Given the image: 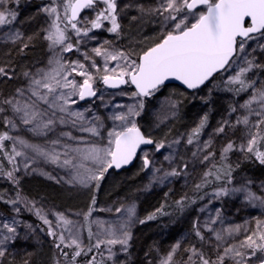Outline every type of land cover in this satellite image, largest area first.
I'll use <instances>...</instances> for the list:
<instances>
[{
	"label": "snow or ice",
	"instance_id": "1",
	"mask_svg": "<svg viewBox=\"0 0 264 264\" xmlns=\"http://www.w3.org/2000/svg\"><path fill=\"white\" fill-rule=\"evenodd\" d=\"M7 0H0V26H9L16 21L18 13L5 7ZM61 5L63 9V19L61 18ZM98 5H103L97 10ZM125 4L120 7L118 0H51L50 6L42 10L50 17H53L49 29L46 30L45 39L50 41V48L60 46L62 53L71 52L73 48L79 50V43L76 45L70 42L71 37L67 35L69 28L79 37H88L94 29L104 27L103 22H110L107 31L119 36L121 32L120 17L125 8L132 7ZM141 14L150 13L162 18V34L154 41L151 46L139 53L129 51H111L109 41H104L100 47L91 50L95 56L104 58L101 67L87 53H82L84 61L81 62L63 60L62 56L50 59L48 68L37 69L35 73L24 71L22 75L27 80L26 88H17L6 97L0 98V114L11 110L12 115L3 117L4 127L8 130L0 132V156H3L9 164L13 165L11 170L4 171L3 161H0V176H5L15 185H19V178L16 173L20 171L18 157L24 159L23 168H30V161L35 156L43 157L52 163H61L62 166L72 169L71 178L68 183L89 186L94 183L98 189L100 182L105 178V174L110 169H121L130 164L137 155V150L141 145H155L156 151L165 147L163 142L156 143L150 137L145 136L137 125L134 117L140 115L137 109H143V101L140 100L136 105H128L127 112L113 115V121H120L112 130L108 131L107 143L98 146L91 139L84 135L74 136L72 131H61L56 139L47 141V147L39 144H31L19 136L9 134V130L18 128L19 123L28 127V130L37 136L46 137L48 133L55 132L58 127L70 126L80 133L89 134L90 137H100L96 121L99 117L88 120L85 112L72 110V105L79 100L88 97H96L97 89L94 87L96 80L110 88H118L121 85L131 84L135 86V91L131 93L133 98L152 96L170 78L181 81L187 89H199L206 81L213 78L215 73L227 72L233 67L238 66L242 61L246 66L239 67L235 75L228 78L227 84L239 85L235 88L237 94L252 89V95L239 107L247 110V115L238 117L235 124L228 120H223L221 126L215 129V133L223 134L226 128L243 125L246 132V143L239 145V151L245 153L246 158H254L259 164L264 165V84L256 87L257 81L247 79V74L254 69L264 71V64H257L255 57L248 59L257 49L264 51V0H158L157 6L145 9L143 5H138ZM85 10H93L95 16L92 19L85 18L82 22L79 17ZM136 20L137 17H132ZM61 23L64 27H61ZM83 24L84 26H78ZM19 31L10 32L8 39L14 44L19 42L22 47L18 53H23L29 47L22 39ZM95 39V37H91ZM30 42L32 37L27 38ZM251 42V43H250ZM255 44V48H251ZM251 48V52H249ZM116 62L115 66L109 67L110 62ZM103 73V75H94ZM81 78L77 80L75 76ZM15 76V68L11 60L0 62V78L11 80ZM72 77V78H70ZM231 90V89H230ZM258 105V109L252 107ZM175 105H173L174 107ZM90 111V110H86ZM235 107L231 112H236ZM255 117V119H250ZM207 114L201 118L196 128L192 130L187 140L188 144L194 143V138L198 140L201 131L207 124ZM90 124L91 126H85ZM103 125L101 124L100 127ZM11 142L10 146L6 142ZM64 141V142H62ZM71 141L72 143H68ZM179 143V140L175 141ZM18 146L20 150H18ZM210 141L204 142L202 148L193 152V157L198 153L206 152L203 161L214 159L215 153L209 151ZM63 148V151H58ZM237 149L234 141L229 140L221 150V159H226L228 153ZM31 151L35 156H30ZM63 157V160H61ZM169 156L165 160H170ZM148 154L143 157V168L151 166ZM185 163L183 169H187ZM35 171V169H33ZM155 171H160L156 169ZM231 166L225 172L228 182H231ZM176 169L165 172L161 181L168 176L179 175ZM215 175V179L220 180L219 174H214L211 170L204 173L203 183H208V177ZM156 177H154L155 179ZM247 184L241 188L232 189L233 192H247L246 199L249 202L259 201L264 206V196H256L248 190ZM197 189L201 187L196 185ZM227 188H221L214 193L215 196L228 195ZM2 199V197H0ZM19 200L17 193L16 200L7 201L14 206L16 213L20 212L19 207H15ZM181 204V201L177 202ZM96 204L95 195L92 197V205ZM34 207V205H33ZM31 210V209H29ZM93 208L90 207L85 215V220L92 215ZM110 211V209H109ZM117 213L122 208H116ZM128 217L135 215V206L127 208ZM160 209L157 210V213ZM219 215V210H217ZM36 215L48 225L47 234L54 238L53 242L57 249L69 248L72 251H63L61 254L66 257L70 264H79L77 258L89 256L93 249H101L104 246L107 256L100 253L101 259L97 260L96 255H91L85 264H117L119 254L128 253L130 246L131 233L125 225L119 227L109 226L103 229L101 222L97 221L98 227L105 231L109 239H97L95 244L83 246L79 232L73 233L74 222L66 217L64 213L53 212L55 223L47 218V214H42L41 209H36ZM156 213L147 217L154 219ZM145 221L141 220L140 223ZM19 222L14 218L11 224L0 221V264L3 258L8 255V246L18 239L17 227ZM215 220L206 223L205 227L209 232H214L217 242L223 241L224 236L216 232L211 224ZM31 228V226H28ZM57 228L67 231L57 232ZM196 235L201 240L204 239L199 227L194 224ZM241 226L237 225L228 230L240 231ZM93 232L88 229V237L91 240ZM69 242L65 244V240ZM58 241V242H57ZM119 246V250L116 249ZM180 245L177 244L168 253L162 264H174L173 256ZM216 259L206 256L203 251L193 246L190 250L186 264H264V221H256V229L247 235L239 246L230 245L220 249V244L216 245ZM24 264H28L26 260Z\"/></svg>",
	"mask_w": 264,
	"mask_h": 264
},
{
	"label": "rangeland",
	"instance_id": "2",
	"mask_svg": "<svg viewBox=\"0 0 264 264\" xmlns=\"http://www.w3.org/2000/svg\"><path fill=\"white\" fill-rule=\"evenodd\" d=\"M118 2L121 8L125 4L133 5L125 8L121 14L119 22L122 26V39L120 41L110 36L105 26L101 29L92 30L88 37L83 35L78 37L69 28L67 35L73 39L74 45L79 43V50L73 48L71 52L62 53L60 46L50 48V41L45 39L46 30L49 29L53 17H50L42 9L50 6L51 0H7L5 7L16 11L18 16L12 25L0 26V62L11 60L15 68V76L11 80L0 78V98L11 95L17 88L27 87V80L22 75L24 71L35 73L37 69L47 70L49 60L57 56H64L63 60L67 62L77 60L85 62L82 53L87 52L102 67L104 58L95 56L91 50L100 47L104 41L110 42V45L105 46L110 47L111 51L131 50L139 53L151 46L162 34V18L150 13L141 14L137 6L143 5L145 9L154 8L157 6L158 0H118ZM57 3H61V0H57ZM63 16L61 5L62 19ZM94 16L95 12L93 10H85L79 19L83 22L85 18L92 19ZM134 16L137 17L136 20L132 19ZM61 27H64L63 23H61ZM14 31L21 32L23 41L29 43V47L23 52L24 56H22L23 53H18V49L22 47V44L19 42L14 44L8 39V34ZM93 36L95 39L91 38ZM28 37H32L30 42L27 39ZM255 47V44H251V48ZM251 48H249V52H251ZM253 56L257 64H264V51L257 49L248 59H252ZM115 63L114 61L110 62L109 67L115 66ZM243 66L246 65L239 61L238 66L233 65L229 71L221 73L218 82L212 80L203 88L191 93L178 86L169 85L161 87L147 98H133L131 96L133 90L129 86L117 91H109L102 86L97 89V96L92 100L80 102L78 97H74L77 99V104L72 105V110L85 112L88 120L99 117L96 125L101 133L100 137H90L89 134H82L70 126L58 127L55 132L48 133L46 137L37 136L17 120L18 128L9 130V134L19 136L31 144L47 147V141L56 139L61 131H72L74 136L84 135L102 147L107 143L108 131L112 130L115 125L120 124V121H113L111 117L126 113L128 105H136L142 100L143 109H137L140 111V115L134 117V119L147 137H150L156 143L163 142L165 147L160 151H156L155 145L152 148L142 149L132 167L119 173L113 171L106 173L98 189L94 183L87 187L68 183L72 169L62 166L61 163H52L43 157L35 156L34 153L29 151L28 154L35 156V158L30 161V168L25 170L23 168L24 159L18 157L20 171L16 175L19 178L20 189L26 196L32 214L43 224L45 233L37 225L26 219L18 202L15 207L20 208L19 213L14 211L12 204L7 203V201L16 200V197L9 194L7 189L5 191V187L0 180V197H5L4 206L8 212V215L0 213V221L6 220L11 224L14 218L19 222L16 225L19 238L14 243L9 244L8 255L3 258V264H24L26 260L28 264H55L54 251L57 248L51 244L54 238L47 234L48 225H45L36 215V209H41L42 214H47V218L54 223L55 217L52 213H64L68 219L74 222L73 233L79 232L83 246L86 245L89 239V227L93 232L90 245L95 244L97 239L111 238L98 227L97 221L101 222L103 229L108 228L110 225L113 227L125 225L131 233V237H134L136 233L140 232L138 228H141V232L144 231L145 226L142 227L143 224L140 221L156 210L161 197L169 194L171 197L176 198L191 192L197 188V184L201 185L203 183L204 173L218 160L227 166L237 165L245 158V153L239 151V145L246 143L247 130L243 125H237L236 127L226 128L223 134H217L215 129L221 126L223 120L235 124L238 117L247 115V110L239 106L250 98L252 89L237 94L234 89L227 87L229 85L227 84L228 78L235 75V71ZM92 71L94 75H103V73H95L94 69ZM75 78L81 80L78 76H75ZM247 79L257 81L256 87H260L261 84H264V71L254 69L247 74ZM97 81L94 83L95 88ZM173 105L175 106L173 107ZM233 107L237 109L236 112H231ZM252 107L259 110L257 104H253ZM205 114L208 117L207 124L201 131L198 140L194 138V143L188 144L187 140L190 133L197 127ZM11 115V110L0 114V132L8 130L4 127L3 117H10ZM250 119L254 120L255 117H250ZM101 124L102 127H100ZM85 126L91 125L86 124ZM177 140H179V143H175ZM229 140L234 141L237 149L228 153L227 158L222 160L221 150ZM207 141L211 143L209 151L215 153L214 159L203 161V155L206 152L198 153L197 157L194 158L193 152H197L198 148H202L204 142ZM67 142L72 143L71 141ZM6 144L10 146L11 142H6ZM18 150H20L19 146ZM57 150L62 152L63 148ZM145 153L152 161L151 166L147 169L143 168ZM166 156L171 159L165 160ZM61 160H63V157H61ZM185 163L188 165L186 170L183 169ZM156 169H160V171H155ZM173 169H176L180 174L168 176L162 181L158 179L165 172H171ZM154 177L156 178L154 179ZM248 181H251L248 184L249 191H251V187H254L258 192L264 193V174L256 179H252L247 172L235 174L231 177L230 183L227 181L225 186L219 185L213 189L200 207L192 208L184 213L183 224L185 228L194 227V224L197 225L200 220H204L210 204L212 207L215 205L224 206L226 201L244 204L245 200H242V198L247 196V192H233L232 189L241 188ZM221 188H227L229 190L228 195L215 196L214 193ZM93 195L96 198L95 205H92ZM133 205L135 206V215L129 218L126 210ZM90 207L94 210L88 220H85L84 214L88 213ZM116 208H122V211L117 213ZM248 212L239 223L241 230L232 231L230 236H225L227 241L230 240L236 243L239 236H244L249 230L256 229V221H264L262 210L256 212L255 208L249 207ZM29 225L31 228L28 227ZM56 231H64L65 236H68L67 231L63 228H57ZM68 242L66 239L65 244ZM116 249L119 250V246H116ZM101 250L103 256L106 257L107 251L104 246L101 247ZM133 254L135 253H131L129 249L127 254L121 252L117 264H157L154 259L142 260L143 258H134ZM87 259L81 264H85ZM66 262L70 264L68 260Z\"/></svg>",
	"mask_w": 264,
	"mask_h": 264
},
{
	"label": "trees",
	"instance_id": "3",
	"mask_svg": "<svg viewBox=\"0 0 264 264\" xmlns=\"http://www.w3.org/2000/svg\"><path fill=\"white\" fill-rule=\"evenodd\" d=\"M102 7L103 5H98L97 10ZM103 24L107 31L110 23L108 21H104ZM108 34L115 37L117 41H120L122 39V32H120L119 36L115 33L110 32H108ZM71 43L75 44L72 38ZM24 55L25 54L23 53L22 56ZM220 77L221 73L215 76L212 80L218 82L220 80ZM101 87L102 81L98 80L96 83V89H100ZM227 87H230L235 91V88L239 87V85H227ZM0 161H3L5 172L11 170V168L13 167V165L9 164L3 156H0ZM230 166L232 169L231 177L235 174L247 172L252 179H256L264 174V165L259 164V162L254 158H246V156L237 165ZM228 168L229 166L218 160L209 170H211L214 174H219L222 179L217 180L215 179V175H213L207 178V184L202 183L199 189L195 188L186 195L174 198L169 194H166L164 195V197H161L160 201L157 203L156 210L153 212L156 213L155 218L149 220L147 219V217L149 216L148 215L147 217L142 219L143 221H145L144 223H142V227L145 226L144 231L141 232V228H138L140 232L138 234L136 233V235L130 240V246L128 249L131 250V253H135L133 254V257L143 258L142 260L147 261L154 259L157 261V264H162V262L160 261H163L167 257L168 253L173 249V247L179 244L180 246L176 248L173 256L174 264H186V262L188 261V256L191 254L190 250L193 246L203 251L206 256H210L213 260L216 259L217 243L220 244L221 250L223 247L230 245L239 246L240 242L243 241L247 235H250L251 232L255 229L249 230L244 234V236H239L236 243H233L230 240L227 241L225 239V236L231 235L232 232L229 233L228 230L233 229L235 226L239 225V223L249 213V207L255 208L256 212L258 210H262L264 212V206H261L259 201L249 202L244 196V198H242V200H245L244 204L239 202L226 201L224 206L215 205L212 207L211 204L208 205V211L207 213H205L207 215L206 218L204 220H200L197 223V226L199 227L200 232L204 237L203 240H201L200 237L196 235L194 227L186 229L185 225L183 224V216L186 211L192 208L200 207L205 198L213 191V189L217 188L219 185L225 186L227 184L228 177L225 175V172L228 170ZM0 180L5 187V191L7 189V192L15 196L16 199L17 193H19V200L17 202L19 207L24 211L26 219L31 223L37 225L44 232V227L42 226L43 224L37 219L34 214H32V211L29 210L30 208L27 204L26 196L20 189V183L17 186L12 181H9L5 176H0ZM251 191H253L256 196H264V193L258 192L254 187H251ZM1 197L2 199H0V213L3 215H8V212L5 210L4 206L5 197ZM178 201H181V204H178ZM158 209H160V212L157 213ZM217 210H219V215L216 212ZM212 220H215V223L211 224V227L215 231H219L224 236L223 241L217 242L214 232H209L205 227V224L210 223ZM91 240L88 239V244L86 243L85 246H90ZM51 244L55 245L53 240L51 241ZM62 250L68 252L72 251L69 248L63 247ZM62 250L56 249L54 251L55 264H67L66 261L68 259L61 254ZM100 253H102L101 249H93V252L89 253V256H82L77 258V260L79 264H81L86 258H89L91 255H96L98 260L99 258H101ZM59 256L61 258H56Z\"/></svg>",
	"mask_w": 264,
	"mask_h": 264
},
{
	"label": "water",
	"instance_id": "4",
	"mask_svg": "<svg viewBox=\"0 0 264 264\" xmlns=\"http://www.w3.org/2000/svg\"><path fill=\"white\" fill-rule=\"evenodd\" d=\"M83 12H84V11H83ZM83 12H82V13H83ZM82 13H81V14H82ZM81 14H80V15H81ZM222 72H223V71H221V72H219V73H215L214 76H213V78H214L215 76H217L218 74L222 73ZM213 78H210L209 81H206L205 84L202 85L199 89L203 88V87H204L207 83H209ZM127 85H129L130 88H131L133 91H135V86H134V85H131V84L121 85V86L118 87V88H110V87H108V86H106V85H104V84L102 83V86H103L105 89L109 90V91H117V90H120V89L126 87ZM169 85L178 86V87H180L181 89H183V90H185V91H187V92H189V93H191V92H195V91L199 90V89H196V90H193V89H187L186 86H184V85L182 84L181 81H178V80H176L175 78H170L169 80H167V81L165 82V86H169ZM162 87H164V86H162ZM93 98H94V97H88V98H85V100H79V101H80V102H83V101H86V100H91V99H93ZM140 98H145V97H140ZM141 131H142V130H141ZM153 146H154V144H153V145H141L140 148L137 150V155H136V157L133 159V161H132L130 164H128V165H126V166H123L121 169H110L109 172L113 171V172H115V173H119V172H121V171L128 170L130 167L133 166V164L135 163V161H136V159H137V157H138V155H139V153H140V151H141L142 149H145V148H152ZM109 172H108V173H109Z\"/></svg>",
	"mask_w": 264,
	"mask_h": 264
},
{
	"label": "bare ground",
	"instance_id": "5",
	"mask_svg": "<svg viewBox=\"0 0 264 264\" xmlns=\"http://www.w3.org/2000/svg\"><path fill=\"white\" fill-rule=\"evenodd\" d=\"M95 98V97H94ZM92 100V99H91ZM86 101H88V100H86ZM83 102H85V101H83Z\"/></svg>",
	"mask_w": 264,
	"mask_h": 264
}]
</instances>
